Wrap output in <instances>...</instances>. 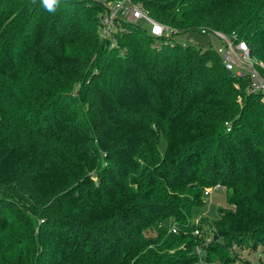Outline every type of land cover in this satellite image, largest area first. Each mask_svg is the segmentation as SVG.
<instances>
[{"label": "trees", "instance_id": "16d2710c", "mask_svg": "<svg viewBox=\"0 0 264 264\" xmlns=\"http://www.w3.org/2000/svg\"><path fill=\"white\" fill-rule=\"evenodd\" d=\"M133 1L177 34L119 17L104 36V0H0V264H233L234 243L264 246V98L178 38L214 18L264 62V0L229 16L227 0ZM215 186L228 207L193 222Z\"/></svg>", "mask_w": 264, "mask_h": 264}, {"label": "rangeland", "instance_id": "374dc122", "mask_svg": "<svg viewBox=\"0 0 264 264\" xmlns=\"http://www.w3.org/2000/svg\"><path fill=\"white\" fill-rule=\"evenodd\" d=\"M104 1H105V3H103V4L107 5L109 8L111 6V4L117 0L112 1V2L111 1L108 2L107 0H104ZM234 1L235 0H227L225 2H221L217 7L214 8V10L222 9L223 13L228 15V16H229V13H228L229 11L234 14V11L238 8L236 6V2H234ZM127 18H128L127 21L132 22V18L130 16H128ZM217 21H218L217 19H214V18L211 19V22L213 24H216ZM139 24H141V26L143 28L147 29L150 32L151 25L148 22H146L144 20H140ZM213 24L209 25V27L203 28V29L207 30V33L210 32L211 34H202L203 32L202 33H191V34L180 35V36H178V38L180 39V41L182 43H186L188 41H191V42H195L198 44H202L204 46H207L209 43H211L216 50L223 49L224 48V42H222L223 40H221V38L218 35H216V33H222V34H224V33L221 32V30L219 31L217 29H214ZM115 30H117L116 27H115ZM172 30H173L174 34L177 32L176 28H172ZM253 59L257 62L258 67L264 68V62L262 60H260L258 58H253ZM247 91H248V88H247ZM162 148L164 149V146ZM32 156H33V154L29 153V151H28L23 163H21L18 166L19 171L22 168L23 169L27 168L28 165H24V162L26 161V159L28 157H32ZM5 167H8V166L0 165V170L5 168ZM16 172H14V173L15 174L28 175L29 172H31V171L27 170V171H24L21 173H16ZM32 189H35V187H32L30 190H32ZM203 201H204V203L202 205H196V206L191 208L192 221L199 223V222H202L203 220H205L207 222H210L211 224L216 223L217 221H219V218H220V209L228 207L227 189L223 186H221V187L215 186L212 189H208L207 191H205V193L203 195ZM12 215L17 216V213L15 211L8 212V210H6L5 211V217H6L5 220H10ZM214 231H215L214 226L204 225V230H202L200 232L199 238L204 240L205 245L210 243V241L214 238ZM1 236H3V235L1 234ZM251 241H252V239L248 238L242 244L234 243L232 245L236 250L235 257L238 258V259L236 258L237 261L233 264H250V263L259 264L260 262H264V246L259 245L257 247H254V244L251 243ZM228 264H232V263H228Z\"/></svg>", "mask_w": 264, "mask_h": 264}, {"label": "built area", "instance_id": "2783aa9c", "mask_svg": "<svg viewBox=\"0 0 264 264\" xmlns=\"http://www.w3.org/2000/svg\"><path fill=\"white\" fill-rule=\"evenodd\" d=\"M132 18V22L144 20L151 25V33L156 37H162L164 34H174L173 30L164 24L155 21L150 14L144 10L143 7L136 4L133 0H117L109 7V13L103 20L102 33L104 36H111L117 30V23L119 17ZM204 34H211L203 31ZM223 41L224 48L219 49L218 52L223 59V63L230 71L247 79L248 91H257L262 94L264 98V78L261 76L257 62L252 58L250 49L246 42H237L235 37L229 38L225 34L216 33Z\"/></svg>", "mask_w": 264, "mask_h": 264}, {"label": "clouds", "instance_id": "9594fccd", "mask_svg": "<svg viewBox=\"0 0 264 264\" xmlns=\"http://www.w3.org/2000/svg\"><path fill=\"white\" fill-rule=\"evenodd\" d=\"M59 4L60 0H42L43 8L49 13H54Z\"/></svg>", "mask_w": 264, "mask_h": 264}]
</instances>
